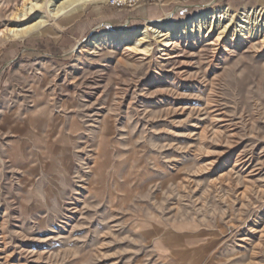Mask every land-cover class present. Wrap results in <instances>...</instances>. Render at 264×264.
I'll return each mask as SVG.
<instances>
[{"label":"rangeland","instance_id":"obj_1","mask_svg":"<svg viewBox=\"0 0 264 264\" xmlns=\"http://www.w3.org/2000/svg\"><path fill=\"white\" fill-rule=\"evenodd\" d=\"M111 1L0 39V264H264L257 35L216 41L225 16L179 56L155 39L147 54L80 51L106 31L264 0Z\"/></svg>","mask_w":264,"mask_h":264},{"label":"bare ground","instance_id":"obj_2","mask_svg":"<svg viewBox=\"0 0 264 264\" xmlns=\"http://www.w3.org/2000/svg\"><path fill=\"white\" fill-rule=\"evenodd\" d=\"M99 1L101 0H0V19L6 16L15 24L7 27V30H0V39L2 36L24 39L31 35L48 34L51 32L50 23L54 19L66 14L77 16L86 4ZM231 11V7L225 5L183 22L157 20L147 22L139 31H106L90 37L87 45L80 51L81 54L86 51L98 54L104 48L123 47L147 54L151 53L152 40L155 39L161 51L167 55L179 56L182 51H178L177 46L181 39L186 37L188 40H194L206 31H214L216 20L225 16H229V21L216 29V41L223 39L229 44L233 43L232 47H235L257 35L261 46L264 47V7L243 9L237 14H232ZM209 15L211 22L206 25L208 21L204 17Z\"/></svg>","mask_w":264,"mask_h":264},{"label":"crops","instance_id":"obj_3","mask_svg":"<svg viewBox=\"0 0 264 264\" xmlns=\"http://www.w3.org/2000/svg\"><path fill=\"white\" fill-rule=\"evenodd\" d=\"M92 3H95V2H92ZM88 5V4H87ZM87 5H85L84 7H83V9H82V12L84 11V13L87 15V16H99V15H105V14H103V11H102V8L100 7V6H96V5H90V6H88V8H86V6ZM82 12H81V14H82ZM80 14V15H81ZM79 15V16H80ZM78 16V17H79ZM77 17V18H78ZM76 18V19H77ZM75 19V20H76ZM72 23V22H71Z\"/></svg>","mask_w":264,"mask_h":264},{"label":"built area","instance_id":"obj_4","mask_svg":"<svg viewBox=\"0 0 264 264\" xmlns=\"http://www.w3.org/2000/svg\"><path fill=\"white\" fill-rule=\"evenodd\" d=\"M126 1H128V0H112L111 1V4L112 5H116V6H122ZM136 1H138V0H130V2L133 4V3H135Z\"/></svg>","mask_w":264,"mask_h":264}]
</instances>
